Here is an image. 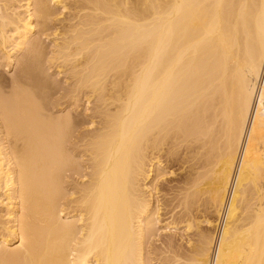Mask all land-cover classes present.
Instances as JSON below:
<instances>
[{"label": "bare ground", "instance_id": "obj_1", "mask_svg": "<svg viewBox=\"0 0 264 264\" xmlns=\"http://www.w3.org/2000/svg\"><path fill=\"white\" fill-rule=\"evenodd\" d=\"M0 67V264H264V0H0Z\"/></svg>", "mask_w": 264, "mask_h": 264}, {"label": "rangeland", "instance_id": "obj_2", "mask_svg": "<svg viewBox=\"0 0 264 264\" xmlns=\"http://www.w3.org/2000/svg\"><path fill=\"white\" fill-rule=\"evenodd\" d=\"M12 72L13 71L11 70V72H9V73H12ZM0 73H2V75L5 78H9L10 77V74L7 71L3 70L1 67H0ZM175 168H177V166L173 167V169H175ZM176 173H179V170H177ZM171 178H173L172 184H174L181 177H180V174H178L177 176H174V177L171 176ZM164 192H167V189H164ZM159 197L161 198V201L163 202V201L167 200L169 196H165V198L162 197V196H159ZM168 210H169V207H166V209L163 208L160 211L161 212L160 215H161V218H162V223H165L168 220L170 221V219H171L169 217L170 213L167 212ZM199 210L196 212V218H197L196 221H202L203 219H209V220L213 221L215 219V213L213 212V210L208 209L205 206L200 207ZM196 223H198L200 229L203 228L204 230H208L210 232L212 231V227L205 225L204 222H201L204 225H202L199 222H196ZM185 229H187L186 226H180V227H178L176 229H174V228L166 229L167 231L165 229H164V231L159 230V232L161 231L160 235H157V237H153L151 242H150V245L148 247H146L147 255H148V264H169V263H167V260H166L167 258L165 257L167 255L165 253V251H166L165 248H167L168 243H171L176 249H177V247L179 245V247H178L180 249L179 252L182 250L181 251L182 254H185L186 253L185 247L187 245V241L190 239V237L192 239L193 238H195V239L197 238L195 236L196 231L194 229H192V231L191 230L189 231L188 229L185 230ZM193 231H195V232H193ZM180 245H181V248H180ZM183 252H185V253H183Z\"/></svg>", "mask_w": 264, "mask_h": 264}]
</instances>
